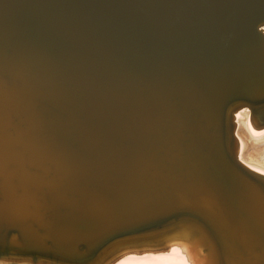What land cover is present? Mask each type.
Returning a JSON list of instances; mask_svg holds the SVG:
<instances>
[{
    "label": "water",
    "instance_id": "95a60500",
    "mask_svg": "<svg viewBox=\"0 0 264 264\" xmlns=\"http://www.w3.org/2000/svg\"><path fill=\"white\" fill-rule=\"evenodd\" d=\"M263 26L264 0H0V257L90 264L190 226L210 264H264L231 122L264 123Z\"/></svg>",
    "mask_w": 264,
    "mask_h": 264
},
{
    "label": "bare ground",
    "instance_id": "6f19581e",
    "mask_svg": "<svg viewBox=\"0 0 264 264\" xmlns=\"http://www.w3.org/2000/svg\"><path fill=\"white\" fill-rule=\"evenodd\" d=\"M249 112L248 105H240L232 110L234 150L237 159L246 168L264 177V123L255 120L252 123ZM198 234L194 227L185 226L174 232L145 237L144 242L108 250L90 264H210V251L199 240ZM97 258L99 261L95 263ZM56 263L31 256L17 259L0 257V264Z\"/></svg>",
    "mask_w": 264,
    "mask_h": 264
}]
</instances>
